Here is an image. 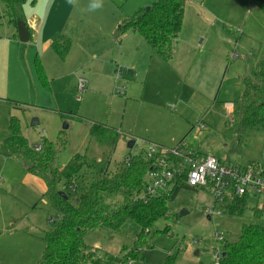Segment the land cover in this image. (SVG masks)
<instances>
[{"label": "rangeland", "instance_id": "rangeland-1", "mask_svg": "<svg viewBox=\"0 0 264 264\" xmlns=\"http://www.w3.org/2000/svg\"><path fill=\"white\" fill-rule=\"evenodd\" d=\"M92 2L68 0L54 18L59 27L67 24L70 16L64 15L72 5L84 20L65 60L52 50H36L34 43L29 49L14 43L20 36L8 23L0 28V264H38L49 221L58 218L43 197L44 186L3 151L12 125L32 148L56 144L59 169L74 155H86L92 164L86 179L104 170L120 172L130 156L153 146L264 168V131L247 132L239 153L230 149L233 103L244 92L241 77L264 61V12L253 0H186L172 64L139 34L129 32L120 43L110 32L116 20L148 10L154 0H103L101 8L90 10ZM23 7L17 8L18 17ZM37 57L47 83L37 73ZM118 69L123 71L119 80ZM80 79L88 82L85 92L78 88ZM118 86L127 88L126 96L116 94ZM35 121L39 124L32 126ZM96 124L107 127L102 135L93 132ZM214 200L207 190L182 189L169 213L142 233L143 244L137 243L141 228L135 221L119 232L89 233L84 241L101 251V264H117L131 254L136 257L130 264H164L169 255H176V264H215V249L223 252L226 242H237L243 225H264V214L256 211L264 199L249 198L242 215L216 210L208 216ZM195 240L199 243L191 246Z\"/></svg>", "mask_w": 264, "mask_h": 264}, {"label": "trees", "instance_id": "trees-1", "mask_svg": "<svg viewBox=\"0 0 264 264\" xmlns=\"http://www.w3.org/2000/svg\"><path fill=\"white\" fill-rule=\"evenodd\" d=\"M36 1L0 0V28L4 20L17 26V8ZM253 3L264 12V0H253ZM185 6L186 0H154L148 10L140 9L132 17L122 18L112 38L120 42L128 32L139 34L155 53L170 63L174 45L182 33ZM72 46L70 38L60 36L52 44V50L65 60ZM35 66L41 81L47 83L38 57ZM241 82L244 92L233 103L231 125L230 149L235 153L245 147L247 132L264 131V61H257L247 70ZM106 129L104 125L96 124L93 132L102 135ZM12 132V136L3 143V151L17 159L28 173L45 182L47 192L44 197L49 199L58 215L56 220L50 221V229L43 236L46 245L38 264H101L103 254L85 243L87 234L99 230L119 232L127 221H135L141 228L137 243L143 244L146 240L141 238L142 233L169 213V204L178 193L182 189L196 190L188 187L181 178L168 194L141 198L145 176L152 167V160L145 154L130 156L120 172L111 174L109 170H104L100 175H91L86 179L87 171L92 168L86 155H74L66 167L59 169L54 166L58 154L56 144L47 141L38 152L29 146L19 126L12 125ZM248 200L247 196L228 198L223 211L242 215ZM256 211L262 216L264 207ZM135 257L134 254L124 255L117 264H130L129 260ZM164 264H176V255H169ZM220 264H264V225H243L240 239L225 243Z\"/></svg>", "mask_w": 264, "mask_h": 264}, {"label": "built area", "instance_id": "built-area-1", "mask_svg": "<svg viewBox=\"0 0 264 264\" xmlns=\"http://www.w3.org/2000/svg\"><path fill=\"white\" fill-rule=\"evenodd\" d=\"M122 73V70L117 71V80L123 77ZM86 88V81L81 80L79 90L85 92ZM116 94L126 96L127 88L118 86ZM35 150L40 152L42 147ZM145 156L152 160V167L145 176L141 198L168 194L183 178L188 187L207 190L214 197V208L206 210L208 216L216 210L219 214L224 213L223 206L228 198L247 196L264 199V168L256 164H229L210 155L186 152L181 147L167 149L153 146L145 152ZM216 237L220 242L225 241L221 234L217 233ZM198 243L195 240L190 245ZM221 259V250L215 249V264H220Z\"/></svg>", "mask_w": 264, "mask_h": 264}, {"label": "crops", "instance_id": "crops-1", "mask_svg": "<svg viewBox=\"0 0 264 264\" xmlns=\"http://www.w3.org/2000/svg\"><path fill=\"white\" fill-rule=\"evenodd\" d=\"M66 3H68V0H37L36 3H34V4L32 2L26 3L24 5V7L22 8L23 9V11H22L23 17H18L17 26L12 25L15 27V30L18 31L17 34H19V36H20L18 40H15L16 39V35H15V38L13 40L14 43H17L19 45H25L27 47V49H29V47L33 46V43H34V44H36L35 45L36 50H42L43 52L48 53L49 50H52V44L54 43V41L58 37L64 36V37L70 38V39L76 38L75 37L76 36L75 30H79L80 27L83 26L84 20L79 15V13L77 11H75V8L72 5H71V9L64 15V16H70V18L68 19V23L62 24V27H59L58 25L54 24L55 23L54 18L61 12L62 7ZM47 17L49 20L48 24L46 21ZM121 20H119V21L116 20L115 25H113L111 27L112 29L110 32H113L112 36L115 32V29L118 27L119 23L121 22ZM70 21H72L74 23L72 25V27L71 26L68 27ZM4 23H7V21L4 20ZM45 29H46V33L44 32V34H43V30H45ZM12 33H14V32H12ZM132 33H134V32H132ZM13 41H12V47H14ZM121 41H120V43H121ZM6 43H9V42H6ZM19 47H18V52H20ZM173 59H174V55H173V58H172L170 63L166 62L164 59L163 60L168 64H172ZM26 62H28V59L26 60ZM81 80H84L87 82L86 79H80L79 82ZM78 88H79V83H78ZM141 98L143 100L144 95L143 96L141 95ZM11 158L14 159L15 161H18L17 159H15L13 157H11ZM217 159H219V158H217ZM219 160H221V159H219ZM28 174L31 175L30 179L33 182L41 183L44 186V193H43V197H44L45 193L47 192V186H46L45 182L42 179H40V178L30 174V173H28ZM36 180H38L39 182H37ZM0 181H2V178ZM197 190H201V189H196L195 191H197ZM51 220H53V219H50V221ZM50 221H49V223H50Z\"/></svg>", "mask_w": 264, "mask_h": 264}, {"label": "clouds", "instance_id": "clouds-1", "mask_svg": "<svg viewBox=\"0 0 264 264\" xmlns=\"http://www.w3.org/2000/svg\"><path fill=\"white\" fill-rule=\"evenodd\" d=\"M103 6V0H93L90 5V10H96Z\"/></svg>", "mask_w": 264, "mask_h": 264}, {"label": "water", "instance_id": "water-1", "mask_svg": "<svg viewBox=\"0 0 264 264\" xmlns=\"http://www.w3.org/2000/svg\"><path fill=\"white\" fill-rule=\"evenodd\" d=\"M37 124H39V122L38 121H35V122H33V124H32V126H36ZM67 127V126H66ZM134 145V143H131L130 144V147H132ZM67 197V196H66ZM184 213V212H183Z\"/></svg>", "mask_w": 264, "mask_h": 264}]
</instances>
